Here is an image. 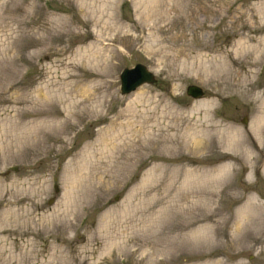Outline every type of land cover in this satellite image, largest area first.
Masks as SVG:
<instances>
[{
    "label": "rangeland",
    "instance_id": "obj_1",
    "mask_svg": "<svg viewBox=\"0 0 264 264\" xmlns=\"http://www.w3.org/2000/svg\"><path fill=\"white\" fill-rule=\"evenodd\" d=\"M259 8L0 0V264H264V134L252 131L264 53L235 52L264 38ZM138 63L157 81L122 94V70ZM145 115L154 129L140 134ZM190 171L195 190L182 186ZM251 200L248 239L236 238Z\"/></svg>",
    "mask_w": 264,
    "mask_h": 264
},
{
    "label": "bare ground",
    "instance_id": "obj_2",
    "mask_svg": "<svg viewBox=\"0 0 264 264\" xmlns=\"http://www.w3.org/2000/svg\"><path fill=\"white\" fill-rule=\"evenodd\" d=\"M258 12L259 14H264V8H259L258 9ZM256 26V25H255ZM255 26H252V27H255ZM258 28H262L261 26H259ZM253 37H250V39H242L240 41H238L237 43V48L235 50V52L237 54H254V55H261L264 53V38H262V40L256 42V43H251V40H252ZM101 51H103V48H99ZM99 53V50H97V53H94V58H97L99 59V61L102 63L103 61H107L109 60L108 57H105L104 55H100ZM99 54V55H97ZM223 64V60L221 62V64L219 65L217 62L215 63L214 67L212 69H216L218 70ZM207 66V65H206ZM207 71H210L211 70V65H208L207 66ZM198 104V107H200V105H203L204 107H206L208 105V102L207 101H199ZM210 106V105H209ZM208 108V107H207ZM207 114V113H206ZM139 119L136 121L139 123V133H151V128L154 129V125H150V116L149 115H145V116H138ZM163 117V115H162ZM258 122L257 124L254 125V127L252 128V131L254 132V134L257 136V138L259 139L260 143L262 142L261 140V135L264 134V130H263V127H264V114L261 115L258 119ZM72 125V122L71 121H67L66 124L64 125L65 128L67 127H71ZM167 127V126H166ZM165 127V128H166ZM162 130H164V128H162ZM261 134V135H260ZM197 139V137L195 138ZM230 140L234 142H237L238 140H236L237 138L235 137L234 133H231L230 134V137H229ZM164 141V140H163ZM191 142L195 143L194 140H192ZM260 148V147H259ZM246 157H248V161L252 160V156L254 154V150L252 148H250L249 146L246 147L245 149H243ZM228 165H225L224 166V170H226L228 168ZM222 173V171H221ZM220 173V174H221ZM186 175H188V177H185L182 181V186L185 187V186H190L192 185L193 186V189L195 190L197 188V182H198V176L197 174L195 173V171H190L188 173H186ZM173 176H175V173L173 174ZM214 180H216V177H213L212 181L214 182ZM199 189H200V186H198ZM181 195H185L184 192H180ZM253 199V197H252ZM254 200V199H253ZM253 200H251L250 203H248L246 206L242 207L238 214H239V217L237 218L236 220V231H234V233H238L236 238H242V239H248V232L245 230L244 231V227H246V225H248V223L250 222L249 220L251 219V211H252V208L250 207V205L252 204L253 205ZM197 222V219H193L191 220V224L193 223H196ZM190 222H188L187 224H189ZM178 225H181V224H178ZM177 225V226H178ZM184 225V224H183ZM244 228V229H242ZM206 229V227H203V226H200V227H197L195 230H194V233H191V234H187L185 237H195V239H198V238H202L204 235V230ZM201 264H230L229 262H226V261H223L221 258H218V259H214L212 261H209L207 263H201ZM236 264H245L242 260H239L237 261Z\"/></svg>",
    "mask_w": 264,
    "mask_h": 264
},
{
    "label": "water",
    "instance_id": "obj_3",
    "mask_svg": "<svg viewBox=\"0 0 264 264\" xmlns=\"http://www.w3.org/2000/svg\"><path fill=\"white\" fill-rule=\"evenodd\" d=\"M121 79V91L123 94L131 93L143 84L155 83L157 81L153 73L141 63H138L131 68H125L122 71ZM187 94L195 99H201L204 97L205 91L199 85L190 84L187 88ZM242 121L248 123L247 117Z\"/></svg>",
    "mask_w": 264,
    "mask_h": 264
}]
</instances>
